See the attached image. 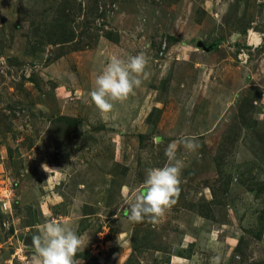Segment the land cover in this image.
Returning <instances> with one entry per match:
<instances>
[{"label": "rangeland", "instance_id": "374dc122", "mask_svg": "<svg viewBox=\"0 0 264 264\" xmlns=\"http://www.w3.org/2000/svg\"><path fill=\"white\" fill-rule=\"evenodd\" d=\"M140 52L101 115L96 76ZM181 136L200 147L178 146L175 202L130 222ZM46 220L82 264H264V0H0V264H32Z\"/></svg>", "mask_w": 264, "mask_h": 264}, {"label": "clouds", "instance_id": "9594fccd", "mask_svg": "<svg viewBox=\"0 0 264 264\" xmlns=\"http://www.w3.org/2000/svg\"><path fill=\"white\" fill-rule=\"evenodd\" d=\"M147 64L144 52L129 57L127 62L114 58L107 63L96 76L89 93L101 115L111 111L116 103L125 102L141 85L140 77L145 74ZM154 139L159 142V138ZM181 145L188 152H195L200 147L194 136H181L168 144L165 165L148 168L143 190L127 202V219L130 222H156L175 202L173 198L178 194L183 168V161L177 158L178 146ZM43 167L45 169V165ZM32 240V264H82L76 258L82 240L74 229L65 224L54 220L37 224ZM219 260V257H213V264H219Z\"/></svg>", "mask_w": 264, "mask_h": 264}, {"label": "water", "instance_id": "95a60500", "mask_svg": "<svg viewBox=\"0 0 264 264\" xmlns=\"http://www.w3.org/2000/svg\"><path fill=\"white\" fill-rule=\"evenodd\" d=\"M198 45L202 46L203 48L209 50L210 48L208 46H205L204 43L202 41H199L198 42ZM27 243H29L30 241H32V238L30 236L26 237V240H25Z\"/></svg>", "mask_w": 264, "mask_h": 264}, {"label": "bare ground", "instance_id": "6f19581e", "mask_svg": "<svg viewBox=\"0 0 264 264\" xmlns=\"http://www.w3.org/2000/svg\"><path fill=\"white\" fill-rule=\"evenodd\" d=\"M256 38V37H255ZM257 39V38H256ZM258 40V39H257Z\"/></svg>", "mask_w": 264, "mask_h": 264}, {"label": "built area", "instance_id": "2783aa9c", "mask_svg": "<svg viewBox=\"0 0 264 264\" xmlns=\"http://www.w3.org/2000/svg\"><path fill=\"white\" fill-rule=\"evenodd\" d=\"M165 45H166V43H165Z\"/></svg>", "mask_w": 264, "mask_h": 264}]
</instances>
